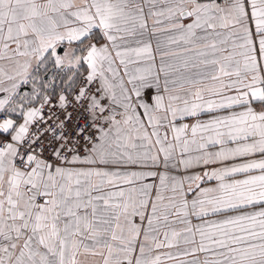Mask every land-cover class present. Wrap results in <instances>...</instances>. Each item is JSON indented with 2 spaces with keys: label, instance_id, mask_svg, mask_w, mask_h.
Masks as SVG:
<instances>
[{
  "label": "snow or ice",
  "instance_id": "obj_1",
  "mask_svg": "<svg viewBox=\"0 0 264 264\" xmlns=\"http://www.w3.org/2000/svg\"><path fill=\"white\" fill-rule=\"evenodd\" d=\"M0 264H264V0H0Z\"/></svg>",
  "mask_w": 264,
  "mask_h": 264
},
{
  "label": "crops",
  "instance_id": "obj_2",
  "mask_svg": "<svg viewBox=\"0 0 264 264\" xmlns=\"http://www.w3.org/2000/svg\"><path fill=\"white\" fill-rule=\"evenodd\" d=\"M196 221H194V223H195Z\"/></svg>",
  "mask_w": 264,
  "mask_h": 264
}]
</instances>
